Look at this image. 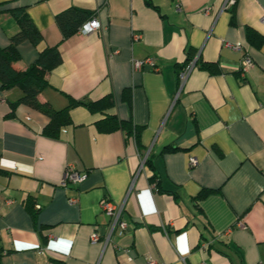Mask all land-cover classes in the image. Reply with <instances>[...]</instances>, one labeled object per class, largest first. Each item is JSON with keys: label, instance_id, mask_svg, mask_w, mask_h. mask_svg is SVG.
Wrapping results in <instances>:
<instances>
[{"label": "crops", "instance_id": "0c3cea01", "mask_svg": "<svg viewBox=\"0 0 264 264\" xmlns=\"http://www.w3.org/2000/svg\"><path fill=\"white\" fill-rule=\"evenodd\" d=\"M225 1L0 0V46L18 29L16 7L40 31L41 47L58 46L61 62L39 100L60 109L67 96L111 94L107 112L140 126L138 150L133 134L99 132L100 112L76 105L72 124L52 139L41 133L40 112L16 104L10 114L18 87L0 91V264H264V0ZM69 6L93 11L100 28L62 39L54 17ZM246 27L262 36L259 46ZM41 47L21 42L13 66L24 69ZM147 57L157 70L133 69L132 59ZM192 62L180 86L176 71ZM69 164L86 175L62 186ZM203 188L213 191L197 198ZM103 198L121 207L124 229H111Z\"/></svg>", "mask_w": 264, "mask_h": 264}, {"label": "trees", "instance_id": "16d2710c", "mask_svg": "<svg viewBox=\"0 0 264 264\" xmlns=\"http://www.w3.org/2000/svg\"><path fill=\"white\" fill-rule=\"evenodd\" d=\"M235 2L236 0H234L232 5ZM9 11L12 13L18 29L9 37L7 45L0 46V91H7L13 87H18L21 90L20 97L15 102L10 103V114L13 113L16 104H23L40 112L47 118L46 123L41 129V133L49 138L57 139L60 137L63 129L72 124L70 109L76 105H83L91 112H100L101 117L95 122V126L99 132L107 133L123 130L127 135L133 134L137 149L140 150V126L134 125L131 119H120L115 113L107 112L114 105L111 94H106L96 100H88L86 98L76 99L67 96L68 103L60 109L54 108L47 101L39 100L38 94L49 86L45 75L61 62V54L58 46H40L42 40L41 33L24 7L12 8ZM93 16L94 12L91 10L69 6L58 12L54 18L61 32L62 39H64L73 35L84 22ZM245 35L251 45H260L262 36L250 27H246ZM23 41H28L33 46L41 48L38 49L37 57L32 63L24 69H16L13 64L20 59L18 45ZM188 61L189 58L185 62ZM199 67L211 73L218 71V68L212 63L201 62L199 63ZM177 72L178 70L176 71V76ZM123 95L127 101H130V90H124ZM174 148L173 145H170L165 148V151H170ZM144 165H147L152 170L149 181L155 182V185L158 186V182L156 181L158 175L155 172L150 155L144 160ZM212 191V189L203 188L196 197H203ZM24 206L35 220L38 209L34 208L33 200L30 197L25 199ZM2 251L3 249L0 247V258Z\"/></svg>", "mask_w": 264, "mask_h": 264}, {"label": "built area", "instance_id": "2783aa9c", "mask_svg": "<svg viewBox=\"0 0 264 264\" xmlns=\"http://www.w3.org/2000/svg\"><path fill=\"white\" fill-rule=\"evenodd\" d=\"M234 3V0H226L224 3L225 7H229ZM223 6V7H224ZM176 9H180V6L178 3L175 4ZM207 11V10H205ZM261 21L264 22V17L261 18ZM100 28V23L97 20V18L92 17L86 22H84L80 28L78 29L82 33H89V32H94L97 31ZM135 38L139 37L138 34L134 35ZM233 48L237 49L239 48V44H234L232 45ZM131 64L133 69H140L142 68L145 64L149 65L150 68L153 70H157V66L154 64V61L151 58H144V59H132ZM251 64V58L250 56L246 53L241 61V68L242 70L249 66ZM193 66V62L189 63L187 65L182 66L178 72H177V79L178 83L181 86L182 83L184 82L186 76L188 75L189 71L191 70ZM146 159V155L143 157L142 160V165L144 160ZM196 163L195 158L190 157L189 158V165L193 166ZM86 173L83 171H78L76 170L72 165H67L64 171L63 178L61 180V185L66 186L68 183H77L80 182L81 180L84 179ZM69 203H76L77 198L76 197H69L68 198ZM101 209L104 211L105 214L111 217V229H113L116 225L119 228V230L124 229L125 223L119 219L121 207H114L111 202L107 198H103L100 202ZM238 224L242 225V221L238 220ZM99 239V235L97 232H92L90 235V241L95 242ZM204 246V245H203ZM145 264H159L157 261L154 259H147ZM200 264H204V262H201Z\"/></svg>", "mask_w": 264, "mask_h": 264}]
</instances>
